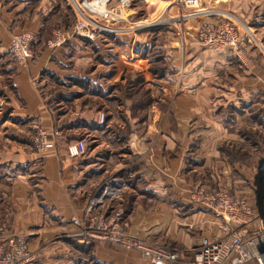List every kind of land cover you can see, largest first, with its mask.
<instances>
[{
  "label": "crops",
  "instance_id": "obj_1",
  "mask_svg": "<svg viewBox=\"0 0 264 264\" xmlns=\"http://www.w3.org/2000/svg\"><path fill=\"white\" fill-rule=\"evenodd\" d=\"M134 1L140 8L123 2L130 20L144 13L134 22L95 18L100 30L116 36H76L54 47L55 33L78 21L80 0H0V234H25L36 264H160L72 236V218L114 173L128 185L115 202L128 233L181 250L179 264H190L202 236L224 234L223 222L196 199L198 189L252 205L256 218L230 224L229 232L248 234L263 223L264 141L257 134L264 135V0H204L195 19V27L225 18L245 24L261 48L249 43L239 54L202 48L177 31L176 19L166 23L169 13L160 17L157 10L171 0ZM24 32L33 34V57L22 66L6 52ZM98 51L106 64L97 61ZM158 56L166 66L160 77L148 71ZM111 59L115 68L95 79L97 67H110ZM134 70L145 76L151 98L144 114L131 113L129 101L111 89ZM89 99L107 108L105 125L97 124ZM108 102L118 117L109 115ZM35 125L48 138L41 149L33 143ZM82 134L88 147L70 155L69 145Z\"/></svg>",
  "mask_w": 264,
  "mask_h": 264
},
{
  "label": "built area",
  "instance_id": "obj_2",
  "mask_svg": "<svg viewBox=\"0 0 264 264\" xmlns=\"http://www.w3.org/2000/svg\"><path fill=\"white\" fill-rule=\"evenodd\" d=\"M178 1L180 10H202L204 5V0ZM103 33L104 31L93 24L77 21L63 33L57 31L49 44L54 47L62 46L76 36L94 41L98 34ZM193 36L197 44L208 49L219 50L230 47L236 54L242 52L243 43H251L249 34L226 18L200 24ZM32 42L33 34L30 32L16 35L8 46L6 52L8 58L25 66L33 57ZM96 116L97 124L102 125L106 120L105 112L98 110ZM41 131L38 135L42 137L44 131ZM88 145L87 138L83 137L69 145L68 153L77 155L86 150ZM45 146L44 134L37 148L41 149ZM261 180L264 182V175ZM127 188V183L117 174L108 175L87 198L81 216L72 218L71 223L77 228L72 236L84 245L104 241L133 250L143 259L153 263L179 264L181 252L178 249L159 245L128 233L129 222L124 210L115 205ZM195 196L215 218L223 222L224 234L202 236L199 243L191 250L190 264H264V216L262 225L248 234L229 232L230 224H242L256 218L252 205L245 198L214 189L208 191L198 189ZM0 264H36V253L29 248L25 234H0Z\"/></svg>",
  "mask_w": 264,
  "mask_h": 264
},
{
  "label": "rangeland",
  "instance_id": "obj_3",
  "mask_svg": "<svg viewBox=\"0 0 264 264\" xmlns=\"http://www.w3.org/2000/svg\"><path fill=\"white\" fill-rule=\"evenodd\" d=\"M64 1L68 2V3L70 2V0H64ZM99 1L100 2H97L96 0H80V3L82 2L83 4H80L81 5L80 8H81L82 11L79 12L78 22L86 23V24H88V23L89 24H93V25L97 26L98 28H100V26H103V23L97 22L95 20V18L98 15H100L101 18H104V20L108 21L109 24L111 23L110 20H108L109 16H111L110 19H113V18H120L121 20L122 19H127L130 22L136 21L137 17L144 16V13L138 11V13H133L134 15H136V18H132L130 20V18L128 16L130 12L128 10H126V7L123 5L124 0H99ZM127 1L130 4V6L132 5V6H135L137 8L138 7L140 8V6H141V5L136 4V1H134V0H127ZM178 2H179L178 0H171L169 2V4L164 5L165 4L164 0H161L160 4H163L164 6H161V7L158 8V10H157L158 14H159L160 17H162V16H166V12L169 13L167 15L170 16L171 20H168V21L166 20V23H170V21H174L176 19L175 20L176 21V23H175L176 25L175 26H176L177 31L180 32V33L184 32L183 33L184 35H186L187 37L190 38V40L195 42L194 36H193V34L196 32V28H197V27H195V26H197V24L195 22V19H199L198 17H201L203 12H202V10H197V11L180 10V8L178 6ZM165 9H166V12H164ZM117 10H119V12ZM141 10H143L142 7H141ZM154 12H155V10H154ZM210 13H212L211 10H210ZM190 14L192 16H190ZM178 15H180V18H178ZM151 16H152V13H151ZM186 17H187V19H186ZM227 17L229 18V16H227ZM243 18H246V14L244 15ZM113 20L116 21L115 19H113ZM183 21L187 25V27H188L187 29H186V27H184L186 25L183 23ZM209 21L210 20H208L206 23H209ZM233 21L243 32H246L247 34H249L252 44L253 43L254 44H258V47L261 48V46H259V41L257 40V38L252 35L251 29H247L244 26L245 24H239L238 25L235 20H233ZM76 22L77 21L74 22V20H73V22L70 24L69 28H71ZM117 23H119V22H117ZM182 23H183V25H182ZM104 26H107V25H104ZM130 31L133 32L135 30H134V28H132V29H130ZM104 32L105 33H109V34L114 35V36L117 35V34L115 35V33H113V31L111 29H109V31H104ZM130 34H132V33H130ZM147 38H149V37H147ZM102 42H104V40H102ZM111 42H113V41H111ZM114 42H115V40H114ZM197 45H199V44H197ZM247 46H248L247 42L243 43V51H244V48L247 47ZM203 47L204 46H202V48ZM204 48H207V47H204ZM103 56H104V53H100V51H98L97 58L98 57L99 58H98L97 61H99L101 64L102 63L106 64V62L104 60H103L104 62H102V60H101V59H103L102 58ZM113 60L114 59H111V61H110L111 64H112L110 67H105L104 69H102L104 64L101 67H97V70L95 71L96 72L95 79H99L98 75L100 73L104 74L103 71L108 70V69L112 70V69L115 68V65L113 64ZM117 63L120 65L119 62H117ZM156 64H158V63H156ZM99 70H101V72H99ZM135 72L136 71L134 70V71H128V73H123L121 75V78H126L127 77V78H130V79H135L136 78V75H135L136 73ZM142 79L145 80V76L144 75L142 76ZM111 88L113 90L112 91L113 94L120 95L121 97H124L127 101H129V106L127 108L130 109V106H132L133 102H135V98L128 93L129 91L125 88L124 83L122 84L120 82V80L115 81V82H113L111 84ZM88 103L94 108V112L95 113L98 110H101V111L105 112V114H106L107 108L104 109L102 107L103 104H100L101 103L100 101H98V100H93L92 101V99H89ZM108 106H109L108 107L109 115L116 114L117 117H118V110L114 109V106H115L114 103L113 102H108ZM106 116H108V115L106 114ZM105 122H106V120H105ZM105 122L101 126L105 125ZM35 126L36 127H34L35 133H34V136H33V143H34V146L37 147L41 143L42 137L44 136L45 132L43 133V135L41 137L40 135H38V133H39V131H41V130L44 131V130L39 125H35ZM80 137H82V138L85 137V139H86V135H84V134H82V136H80ZM40 138H41V140H40ZM87 140H88V138H87ZM257 140H259L261 142L264 141V135L257 134ZM45 142L46 143L48 142V138H47L46 134H45ZM125 143H127V142H125ZM261 147L262 146H260L259 149ZM123 158H127L128 159L130 157L124 156ZM109 175H111V174H109ZM179 251L181 252V250H179Z\"/></svg>",
  "mask_w": 264,
  "mask_h": 264
},
{
  "label": "trees",
  "instance_id": "obj_4",
  "mask_svg": "<svg viewBox=\"0 0 264 264\" xmlns=\"http://www.w3.org/2000/svg\"><path fill=\"white\" fill-rule=\"evenodd\" d=\"M114 40L115 43L119 42V38H115ZM162 61L163 58L160 56L155 58L154 65L148 68L150 74L156 75V77H160L164 74V70L166 69V66L163 65ZM135 75H136L135 79H130L127 77L124 78L125 88L129 91L128 93L135 98V102H133V105L130 106V112L133 114L135 113L144 114L148 106H150L151 98L149 96L150 94L148 89L144 88L143 86L142 76L138 73H136ZM116 98L120 99L122 102L125 100V98L121 97L120 95H116ZM142 118L144 119L145 117Z\"/></svg>",
  "mask_w": 264,
  "mask_h": 264
}]
</instances>
